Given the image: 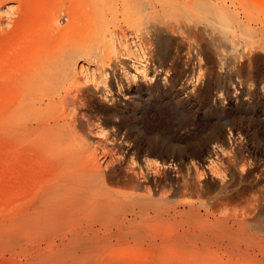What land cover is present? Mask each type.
Here are the masks:
<instances>
[{
	"label": "rangeland",
	"instance_id": "1",
	"mask_svg": "<svg viewBox=\"0 0 264 264\" xmlns=\"http://www.w3.org/2000/svg\"><path fill=\"white\" fill-rule=\"evenodd\" d=\"M228 1L234 3L235 7H239L240 9H238L244 15L252 16L264 23V0ZM243 2L246 3L245 6L240 5V3L244 4ZM27 4L23 8V13H16L15 11L19 8L17 0H0V32L7 31L5 36L0 37V45L5 43L6 50H4L7 52L9 61H7L5 72L9 80L13 77L15 64H17L15 62H18L23 44L27 43L26 51L30 52L40 41H44L50 36H56L60 42L65 43L74 39L78 34L77 39L82 40L86 37L89 18L97 17L100 13L98 9L90 7L87 0H29ZM59 5H62L60 7L64 9L61 11V25L64 26L68 23L72 27L74 23H77L76 34L70 27L71 29H68L65 36L62 34L57 36L55 31L47 27L52 10L57 9ZM118 7L119 0H117V6L114 4L113 9L102 13L106 20V39H109L113 47L110 48L109 53L107 52L108 57L106 55L109 60L106 59L103 64H99L96 59L81 62L77 73L78 86L68 85L71 93L74 94L81 88L87 91L90 108V115L84 117L85 119H79L77 128L78 134L82 138L79 136V143L74 142L76 144L69 149L70 153L72 152L73 155H78L79 152V155L92 154V159L97 164L100 163L99 165H102L104 169L109 167L113 171L112 174L116 175L115 180L117 178L120 180L109 183V186L113 187L115 191L134 190L137 194L145 193L147 182L145 183L143 180V175L146 174L148 179H151L150 183L154 182L155 178L162 179L166 189L171 185L175 187L181 181L182 176L188 178L191 176L189 179L193 182H199L200 185L202 183V191L199 195L196 191H193L196 193L194 194L192 191L180 190L171 196L169 205L172 206L175 203L177 205L186 201L200 204L208 195L219 192L218 187L221 179L238 180V175H235L238 174V169L237 171L234 168L229 169V161L236 159L235 162H238V158H240V166L247 164V168H254V171L258 173L264 170V48L248 49L243 56L239 52L235 53L237 51L231 49L230 45L228 46L226 43L223 45L217 42L222 44L220 47L225 48L224 50L222 48V52L221 48L217 51V48L212 44L204 43V47L197 44L192 45L189 38L170 33V35L167 34V37L173 43L169 42L166 47L161 46L156 41V37H152L149 43L137 26L130 24ZM69 10L75 11V19L70 22V17L67 16ZM170 20L172 19L170 18ZM201 37L200 35L199 38L201 39ZM148 43L149 48L152 46L151 51L146 46ZM240 44L237 47L242 50L241 46L244 47V44ZM15 46L16 49H14ZM193 46L194 49H192ZM147 48L148 50H145ZM214 51H221V54L226 51L224 54L227 58ZM234 53L235 57L239 56L235 58ZM221 56L224 62L221 60ZM241 56L243 57L241 58ZM200 60H203L202 63ZM82 64H84L83 69ZM225 64L227 65L225 66ZM142 65L146 66L142 67ZM138 66L141 68L140 70H136ZM144 68L146 72L143 70ZM107 73L109 79H106ZM9 80L3 84L0 82V97L3 98L7 93L8 100L12 102L14 93L10 90L7 92L8 84H12ZM27 127L32 129L34 122L33 124L29 122ZM6 134L0 132V189L5 187L8 180L12 181L13 188L23 184L25 195L18 200L27 198V201H31L35 196L34 193L36 194L43 187L52 183L60 173L52 158L53 152L57 149L55 147L53 151L52 148L55 145L53 142H48L50 137L41 135L37 137V134L30 133L22 139L23 141L21 140L22 142L13 139L7 144ZM81 140L83 143L86 140L88 142L81 147L78 146L81 144ZM15 141L20 145H15ZM44 142L47 145H44ZM110 156L113 157V160ZM129 169L131 172L135 170L136 179L139 181V186L135 189L127 185L120 176ZM115 183L119 185H115ZM244 183L250 195H264V180L259 184V187L258 184L255 187L248 181H244L242 184ZM169 187L168 189H170ZM261 201L264 208V198ZM39 218L43 219L35 216L28 222L20 221L17 227L28 228L37 240H40L42 236L46 237V235L57 237L50 229V221L43 219L45 222H40ZM65 220L67 223L65 232L73 231L75 228L76 231L79 229L82 232L89 229L90 221L79 213H71ZM174 223L175 220L165 216L148 220L145 224L152 227V231H154L157 225L167 227ZM262 231L264 232V230ZM262 231L255 230L256 233L260 232L259 235L264 236ZM112 242L114 247L113 243L111 245L105 243L104 245L108 246L103 248L101 247L104 246L102 245L104 241L100 244L92 243L93 249L88 251L78 264H151L155 260L159 261V264H206L204 261H200L197 256L183 254L177 246L171 248L170 245H166L165 249L159 250L151 247L147 241L139 237L121 235L113 239ZM57 243L60 242L57 241ZM258 244H251L248 247L243 245L241 248L234 245L215 246L210 253V259L207 258V260H211V264H246L253 255L263 252V245ZM43 247L50 250L52 239H45ZM84 247L86 248L81 245V248ZM91 248L88 245V249ZM157 253L158 255H156ZM45 255L38 258L44 259L48 253ZM6 263L41 264L42 262L37 263L34 258H29L23 253L14 256L7 253L0 264Z\"/></svg>",
	"mask_w": 264,
	"mask_h": 264
},
{
	"label": "bare ground",
	"instance_id": "2",
	"mask_svg": "<svg viewBox=\"0 0 264 264\" xmlns=\"http://www.w3.org/2000/svg\"><path fill=\"white\" fill-rule=\"evenodd\" d=\"M28 1L17 0L19 8L15 12L23 13V8L28 5ZM87 1L90 7L98 9L100 13L97 17L89 18L85 33L86 37L82 40L77 39V23H74L72 27L68 23L64 26L61 25V11L64 9L60 7L62 5H59L57 9L52 10L51 14L49 13L47 27L55 31L57 36L60 34L65 36L71 27L74 29V34H76L75 38L64 43L60 42L56 36H50L48 39L40 41L35 49L30 52L26 51L27 43L23 44L20 51L21 58L19 57L18 62H15L17 64H15L13 77L10 80L9 77H6L5 72L9 62L7 52L5 51V43L0 45V82L3 84L9 80L12 84H8L7 92L10 90L14 93L12 102L8 100L7 93L3 98L0 97V132L7 133V144L13 139L17 142L21 141L30 133L37 134V137H39L38 135L50 137V141L48 142H53L55 145L54 147L52 145L53 151L55 147L57 149L53 152V156H51L56 169L60 172L57 177L53 174L56 177L54 181L43 187L41 191L36 194L34 193V198L32 200L29 199L31 201H27V198H25L26 200H18V198H22L25 195L23 184H20L17 188H13L11 186L12 181L8 180L5 183V187L3 186L0 189V263L7 253H10L11 256L23 253L29 258H34L37 263L78 264L82 261L85 254L93 249L92 243L100 244L104 241L102 245L105 243L111 245L113 243L112 240L116 237L127 235L139 237L147 241L151 247L159 250L165 249L166 245H170L171 248L177 246L183 254L197 256L200 258V261H204L206 264H211V260L209 261L207 258L210 259V253L215 246L234 245L241 248L243 245L248 247L251 244L256 245V243H259L263 245V252L255 254V256L253 255L246 264H264V236L259 235L260 232H255V230H264L262 229L264 227V208L261 205V199L264 198V195H250L247 192L248 188L246 184L244 183L245 186L242 184L244 181H248L255 187L258 184L259 187V184L264 180V170L258 173L254 171V168H247V164L240 166V158H238L239 161L237 159L238 162H235L236 159L235 161H229V169L232 170L234 168L235 171L238 169V174H235L238 175V180L226 181L221 179L218 187L219 192L208 195L205 200L199 201L200 204L194 201H186L177 205L175 203L172 206L169 205L171 196L180 192V190L184 192L196 191L199 195L202 191V183L200 185L198 182V185V183L189 179L191 176L189 178L182 176L181 181L175 187L172 185L168 186L170 189L167 187V190L166 185L161 181L162 179L155 178L154 182L150 183L149 180L151 179H148L146 174L143 175L144 179L142 178L145 180V183L147 182L145 193L137 194L134 190L127 192L115 191L113 187L112 189L109 186V183L116 182L118 178L115 180L116 175L112 174L113 171L109 167L104 169L101 165L102 168L99 165L100 163L97 164L92 159V154L86 155L84 153L85 155H79V152L78 155H73L71 154L72 152L70 153L69 149L80 141L77 128L79 119L86 118L90 108L87 91L81 88L74 94L73 92L71 93L68 85L78 86L77 73L79 72L81 62L96 59L99 64H103L108 59L106 55L110 52L112 44L109 39H106V20L102 13L113 9L114 4L117 6V0ZM245 4L240 3L243 6ZM238 8L235 7L234 3H229L228 0H119L118 7L129 20L130 24L132 23L133 26H137L140 33L147 38L149 43L152 37H156V41L161 46L166 47L169 42H172L167 37V34L170 33L189 38V42L192 45L197 44L204 47V43L212 44L217 48V51L220 48L222 51L223 47L220 46L225 43L228 46L230 45L231 49L233 48V50L237 51L235 53L239 52L242 55L248 49H263L264 23L252 16L244 15L239 10L240 8ZM67 14L70 17L69 22L75 19L74 10L67 11ZM166 17L169 18L167 19ZM170 18L174 20L172 21ZM6 34L7 31L3 30V32H0V37ZM200 35L202 36L201 39L199 38ZM217 42L222 44L220 45ZM149 43L148 45L146 44L148 48ZM240 43L244 44L245 49L242 47L243 45L241 46L242 50L237 47L238 44V46L241 45ZM148 48L145 50H148ZM14 49H16V46ZM192 49H194V46ZM10 51L13 52V50ZM217 51L214 52L217 54L221 52ZM224 53L221 55L225 56ZM235 53L234 57L236 56ZM200 61L202 63L203 60ZM81 66L83 69L84 64ZM82 69L80 70L81 72ZM140 69L139 66L136 68V70ZM143 70L146 72L145 68ZM105 76H107V79L108 73ZM91 98L93 97L91 96ZM68 109L70 110L69 113ZM29 122H32V124L34 122L32 129L27 127ZM42 138L44 140V137ZM17 142L14 144L20 145ZM87 142L86 140L83 143L81 140V144L77 145L82 147ZM10 144L12 145L11 142ZM44 145L47 144L45 143ZM225 149L227 150V148ZM9 161L8 163H10ZM18 163L21 164L19 161ZM129 171L119 175L127 185L135 189V187L139 186V181L136 179L135 170L134 172ZM115 185L119 184L115 183ZM250 187L252 188V186ZM16 200L18 201L16 202ZM71 213H79L83 218L89 220V229L82 232L78 228L76 231L75 228L73 231H69L68 229L70 234L69 232H65L67 224L65 218L67 219ZM35 216L42 217L45 221H50V229L57 237L46 235V237L42 236L40 240H37L28 228L17 227L20 221L28 222L30 218ZM165 216L175 220V223L167 227L157 225L154 231H152V227L145 224L148 220ZM43 219L39 218L38 221L45 222ZM261 233L264 234L263 231ZM48 238L52 239V248L50 250L43 247L45 239ZM57 241L60 243L58 244ZM81 245L86 246V248H81ZM88 245L92 248L88 249ZM106 246L108 245H104L101 248ZM79 252L82 253L79 254ZM46 253H48L46 258H38L46 256ZM69 259L74 262H69ZM158 262L155 260L151 264H159Z\"/></svg>",
	"mask_w": 264,
	"mask_h": 264
}]
</instances>
